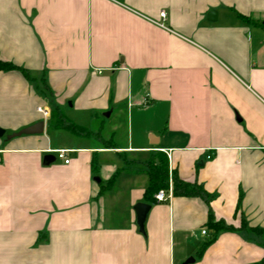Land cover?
Returning a JSON list of instances; mask_svg holds the SVG:
<instances>
[{
    "label": "crops",
    "instance_id": "obj_1",
    "mask_svg": "<svg viewBox=\"0 0 264 264\" xmlns=\"http://www.w3.org/2000/svg\"><path fill=\"white\" fill-rule=\"evenodd\" d=\"M0 58V127L45 121L0 137V264H264V0H0ZM158 151L210 203H149Z\"/></svg>",
    "mask_w": 264,
    "mask_h": 264
},
{
    "label": "trees",
    "instance_id": "obj_2",
    "mask_svg": "<svg viewBox=\"0 0 264 264\" xmlns=\"http://www.w3.org/2000/svg\"><path fill=\"white\" fill-rule=\"evenodd\" d=\"M0 70L10 71V70H20L27 78H30L29 71L21 66H18L12 62L4 61L0 58ZM51 125L54 128L66 127L73 132L87 133V131L79 126L70 124L64 120L63 116L56 109L51 112ZM147 167V172L149 175V185L145 191L146 200L149 203H155L157 200L154 195L161 189L169 188L170 173L172 178V193L175 196H198L204 199L206 202L210 203L214 194L206 191L204 186L197 182H188L180 178L178 173L173 170L170 171L169 159L166 153L158 151L156 154L151 155V157L145 162ZM208 226L213 228L215 233L211 237L206 245L214 242L216 238V233L223 229H233L232 225H226L224 221H214L213 215L210 214ZM241 229H246L251 232H260L262 229L259 227H252L247 225V222L243 219L241 224Z\"/></svg>",
    "mask_w": 264,
    "mask_h": 264
},
{
    "label": "water",
    "instance_id": "obj_3",
    "mask_svg": "<svg viewBox=\"0 0 264 264\" xmlns=\"http://www.w3.org/2000/svg\"><path fill=\"white\" fill-rule=\"evenodd\" d=\"M216 16H217V12L211 11L208 15V18L210 20H215ZM44 126H45V121L40 120L38 122H35L34 124L28 125L20 129L19 131L8 134L7 138L11 139V138L21 136V135L40 134L44 132ZM5 133H6V130L0 127V137L4 136ZM55 160H56V156L52 153H48L44 156L43 162L45 165H49ZM95 180L99 182L100 178L95 177ZM150 209H151V204L146 203V202H138L134 205V210L136 213V224L138 225L139 231L143 234H146L145 223H146ZM190 262H194V258L192 257L189 258L183 264H188Z\"/></svg>",
    "mask_w": 264,
    "mask_h": 264
},
{
    "label": "built area",
    "instance_id": "obj_4",
    "mask_svg": "<svg viewBox=\"0 0 264 264\" xmlns=\"http://www.w3.org/2000/svg\"><path fill=\"white\" fill-rule=\"evenodd\" d=\"M161 15L163 18L166 17V13L165 12H161ZM39 111H41L44 116H48L49 115V111L43 107L39 108ZM69 152V150L67 149H56L54 150V153L57 155L58 158L64 159L65 163H68L70 160L67 157V153ZM173 196L172 193V178H171V173H170V179H169V188L168 189H161L159 190L156 194H155V199L157 200V202H165L168 201L169 199H171ZM203 233H206V230H202Z\"/></svg>",
    "mask_w": 264,
    "mask_h": 264
},
{
    "label": "rangeland",
    "instance_id": "obj_5",
    "mask_svg": "<svg viewBox=\"0 0 264 264\" xmlns=\"http://www.w3.org/2000/svg\"><path fill=\"white\" fill-rule=\"evenodd\" d=\"M50 116H51V114H50ZM101 119H104V117L103 116H101ZM101 119H98V120H96V123H95V125H96V127H100L101 126ZM67 121V120H66ZM127 124H128V122H127V114H126V112H125V114H124V121L121 123V125H123V126H121L122 128L120 129V134L123 136V137H125L126 135H127ZM108 125H110V123H109V121H107L106 120V123H105V128H108ZM49 128V127H48ZM46 130H48V129H46ZM19 131V130H18ZM13 132H16V131H13ZM13 132H10V130H6V134H11V133H13ZM59 134V133H58ZM61 134H65L64 132H61ZM119 134V133H118ZM6 137V136H5ZM57 140L58 141H68V137L67 138H65L64 136H62V137H60V136H58L57 137ZM57 157V156H56ZM57 161H60V159L57 157V160L56 161H54V162H52V163H56Z\"/></svg>",
    "mask_w": 264,
    "mask_h": 264
}]
</instances>
